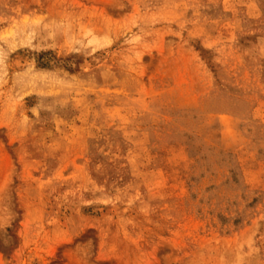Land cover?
Returning a JSON list of instances; mask_svg holds the SVG:
<instances>
[{"label":"rangeland","instance_id":"374dc122","mask_svg":"<svg viewBox=\"0 0 264 264\" xmlns=\"http://www.w3.org/2000/svg\"><path fill=\"white\" fill-rule=\"evenodd\" d=\"M0 264H264V0H0Z\"/></svg>","mask_w":264,"mask_h":264}]
</instances>
